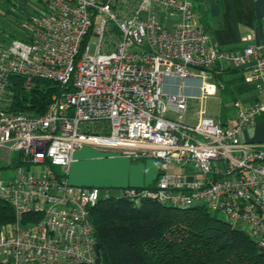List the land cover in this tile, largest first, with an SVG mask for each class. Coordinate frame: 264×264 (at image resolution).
I'll return each mask as SVG.
<instances>
[{
	"label": "built area",
	"instance_id": "obj_1",
	"mask_svg": "<svg viewBox=\"0 0 264 264\" xmlns=\"http://www.w3.org/2000/svg\"><path fill=\"white\" fill-rule=\"evenodd\" d=\"M27 1L20 32L0 35V200L14 213L0 228V264H96L90 212L111 194L68 179L87 144L159 162L152 186L122 195L205 205L264 248V141L240 136L264 112V41L251 31L240 47L213 44L194 0ZM214 67L239 69L263 98H234V124L206 111L223 88ZM12 75L61 92L41 115L15 111ZM189 77L201 80L194 121L184 117ZM172 78L177 90L166 92Z\"/></svg>",
	"mask_w": 264,
	"mask_h": 264
},
{
	"label": "trees",
	"instance_id": "obj_2",
	"mask_svg": "<svg viewBox=\"0 0 264 264\" xmlns=\"http://www.w3.org/2000/svg\"><path fill=\"white\" fill-rule=\"evenodd\" d=\"M218 68L212 71L224 83L223 74L240 71L227 68L220 72ZM252 87L245 85L240 90ZM61 88L43 78H35L28 87L22 76L12 75L8 85L13 95L11 109L41 115ZM90 217L100 244V264H264V248L205 205L177 208L150 199L136 203L125 195L111 194L97 201ZM13 219L12 207L0 200V228Z\"/></svg>",
	"mask_w": 264,
	"mask_h": 264
},
{
	"label": "crops",
	"instance_id": "obj_3",
	"mask_svg": "<svg viewBox=\"0 0 264 264\" xmlns=\"http://www.w3.org/2000/svg\"><path fill=\"white\" fill-rule=\"evenodd\" d=\"M5 1L11 3L13 0H0V4L5 3ZM15 3L18 5V2ZM195 5L199 20L210 33L212 43L220 48L231 49L242 46L244 35L251 31L256 33L257 42L264 41L262 21L264 18V0H195ZM16 10L19 12H14L13 9L8 10V12L13 11L16 19H10V15L5 14L7 19H5V27L1 29V33L18 34L20 32V20L24 9L19 5ZM224 69H221L220 72ZM228 69L234 70L236 68ZM223 77L227 90L218 94H223L226 91L232 92L233 100L235 97H240L246 102L263 100L254 87L244 91L240 90L247 85L241 71L225 73ZM175 82L174 78L168 79L165 91H176ZM200 87L201 80L199 78L189 77L185 79L183 92L189 97L190 111L198 109ZM218 94L208 96L205 102ZM218 120L227 124H234L236 111L232 115H228L225 120ZM240 136L243 140L264 141V112L258 115L255 124L244 129ZM73 158L68 174L71 183L97 186L110 194L116 192L113 189H121L123 192L128 187L152 186L159 170V162L154 158L136 159L116 150L90 144L77 149Z\"/></svg>",
	"mask_w": 264,
	"mask_h": 264
},
{
	"label": "rangeland",
	"instance_id": "obj_4",
	"mask_svg": "<svg viewBox=\"0 0 264 264\" xmlns=\"http://www.w3.org/2000/svg\"><path fill=\"white\" fill-rule=\"evenodd\" d=\"M13 1L18 2V5H13L12 3H9L8 1H5V3L0 4V32H1V29H3L5 27V23H6L5 19H7L6 18L7 16H5L6 13L8 15H10V19H16V16L14 15V13H12L13 11L19 12L18 10H16V6L18 7L20 5V6H26V7L30 8V6L32 5V2H29L27 0H13ZM32 1L36 2V0H32ZM19 3H21V4H19ZM9 9H11V10L13 9V11L8 12ZM23 15H24V13H23ZM91 51L92 52L95 51V44L94 43H91ZM222 83H223V88H219L215 94H218L219 92H223V91L227 90L226 89V83H224V82H222ZM233 97H234V95L232 92L230 93V92L226 91L223 94H218L215 97L209 98L207 100V102H205V108H206L207 113L210 116L215 117L217 120L218 119L225 120L228 117V115H232V113L235 112V108H234L233 103H232ZM193 113L194 112L192 110L191 111L189 110L185 113L184 117L189 118L190 121H194V119H192V117H194ZM182 117H183V115L181 116V118ZM149 158H152V157H146L145 159H149ZM5 172H6V175L8 177L14 175L13 171L10 169H7ZM113 190L116 191V192H112L113 194H117V195L121 194V189H113ZM218 215H219V217L223 218V216L221 214H218ZM234 226L237 228H241L240 224H235Z\"/></svg>",
	"mask_w": 264,
	"mask_h": 264
},
{
	"label": "water",
	"instance_id": "obj_5",
	"mask_svg": "<svg viewBox=\"0 0 264 264\" xmlns=\"http://www.w3.org/2000/svg\"><path fill=\"white\" fill-rule=\"evenodd\" d=\"M95 251H96V264H100L101 253H100V244L98 242L95 243Z\"/></svg>",
	"mask_w": 264,
	"mask_h": 264
}]
</instances>
